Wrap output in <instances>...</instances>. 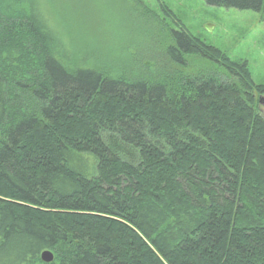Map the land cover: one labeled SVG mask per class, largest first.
Segmentation results:
<instances>
[{"label": "trees", "instance_id": "16d2710c", "mask_svg": "<svg viewBox=\"0 0 264 264\" xmlns=\"http://www.w3.org/2000/svg\"><path fill=\"white\" fill-rule=\"evenodd\" d=\"M203 1L264 19V0ZM53 6L0 0V264H264V85L248 63L181 27L167 64L139 46L115 66ZM191 59L224 73L188 77Z\"/></svg>", "mask_w": 264, "mask_h": 264}, {"label": "rangeland", "instance_id": "374dc122", "mask_svg": "<svg viewBox=\"0 0 264 264\" xmlns=\"http://www.w3.org/2000/svg\"><path fill=\"white\" fill-rule=\"evenodd\" d=\"M54 9L70 20V34L80 21L90 25V47L110 49L115 66L126 67L128 54L141 46L148 61L162 66L169 31L186 29L193 37L219 49L234 62H247L256 85H264V19L261 13L210 6L203 0H51ZM144 15V16H143ZM85 31V30H83ZM82 32V30H81ZM80 45V41L75 37ZM151 39V40H150ZM152 40L159 43L158 47ZM165 44V45H164ZM155 46V47H153ZM102 57V55L100 54ZM93 55H87V60ZM155 57H160L154 59ZM170 63L168 64V66ZM195 77L211 72L224 73L216 64L191 59L190 67L178 68ZM264 112V105L262 106Z\"/></svg>", "mask_w": 264, "mask_h": 264}, {"label": "water", "instance_id": "95a60500", "mask_svg": "<svg viewBox=\"0 0 264 264\" xmlns=\"http://www.w3.org/2000/svg\"><path fill=\"white\" fill-rule=\"evenodd\" d=\"M41 260L44 262V263H47V264H50L54 261V255L51 251H44L42 254H41Z\"/></svg>", "mask_w": 264, "mask_h": 264}]
</instances>
